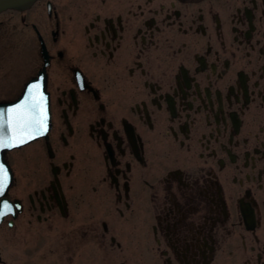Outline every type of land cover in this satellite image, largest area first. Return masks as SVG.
Segmentation results:
<instances>
[{
	"label": "flooded vegetation",
	"instance_id": "flooded-vegetation-1",
	"mask_svg": "<svg viewBox=\"0 0 264 264\" xmlns=\"http://www.w3.org/2000/svg\"><path fill=\"white\" fill-rule=\"evenodd\" d=\"M41 71L48 133L0 150V264H264V0L0 13V103Z\"/></svg>",
	"mask_w": 264,
	"mask_h": 264
},
{
	"label": "snow or ice",
	"instance_id": "snow-or-ice-1",
	"mask_svg": "<svg viewBox=\"0 0 264 264\" xmlns=\"http://www.w3.org/2000/svg\"><path fill=\"white\" fill-rule=\"evenodd\" d=\"M43 79V78H39ZM41 83L29 84L22 102L10 109H0V149L14 148L28 140L43 136L47 131L46 102L48 97L41 91ZM16 128L17 135L11 134ZM9 169L0 163V196H3L9 182ZM11 210V205L4 204ZM0 210V217L4 216Z\"/></svg>",
	"mask_w": 264,
	"mask_h": 264
},
{
	"label": "water",
	"instance_id": "water-1",
	"mask_svg": "<svg viewBox=\"0 0 264 264\" xmlns=\"http://www.w3.org/2000/svg\"><path fill=\"white\" fill-rule=\"evenodd\" d=\"M36 1L37 0H0V13L4 12L6 10H9V9L22 10V11L26 10V9L30 8ZM39 78H43V79H39ZM37 82L41 83V85H42L41 91L48 97V94L46 92L45 79L40 74V76L37 79H34V80L30 81L29 83H27L23 93L21 94V96H20V98L18 100H16L15 102H12V103H0V109H10L14 105H16L17 103L22 102V100H23V98H24V96L26 94V89H27L28 85L29 84H33V83H37ZM46 115H47V128L49 130V128H50L49 98H48V100L46 102ZM11 134L13 136L17 135L16 128L14 126H12V128H11ZM19 146H21V145H19ZM10 180L11 179L9 178L8 185L10 183Z\"/></svg>",
	"mask_w": 264,
	"mask_h": 264
},
{
	"label": "rangeland",
	"instance_id": "rangeland-1",
	"mask_svg": "<svg viewBox=\"0 0 264 264\" xmlns=\"http://www.w3.org/2000/svg\"><path fill=\"white\" fill-rule=\"evenodd\" d=\"M31 58L30 55L27 53H20L17 58H15V62L17 63V67L19 68V76L22 78L23 76L26 77L27 73V64L29 59ZM3 94L7 93V89H3Z\"/></svg>",
	"mask_w": 264,
	"mask_h": 264
}]
</instances>
